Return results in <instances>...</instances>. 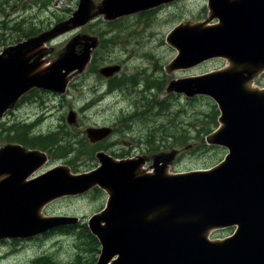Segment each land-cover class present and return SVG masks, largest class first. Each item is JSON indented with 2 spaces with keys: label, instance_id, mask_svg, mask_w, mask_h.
I'll return each mask as SVG.
<instances>
[{
  "label": "rangeland",
  "instance_id": "1",
  "mask_svg": "<svg viewBox=\"0 0 264 264\" xmlns=\"http://www.w3.org/2000/svg\"><path fill=\"white\" fill-rule=\"evenodd\" d=\"M207 1L177 0L140 14L108 19L101 12L104 0H91V19L86 25L66 31L48 43L47 34L53 26L66 21L64 30L71 28L70 18L78 0H0V41L4 51L25 38L21 31H11L21 25L33 28L35 34H46V42L42 44L49 52L45 64L68 52L71 53L66 59L76 61L79 58L73 53L79 55L83 48L90 52L92 31L99 30L106 35L105 45L99 48L97 56L88 58L82 67L74 70L76 74L64 95L41 92L35 99L31 97L37 91H31L14 115H8L11 111L4 112L0 117V150L6 146L5 132L10 137L24 134L30 138L52 129L54 140L48 145L56 149V145L61 144L65 148L58 152L61 158H51L50 164H67L79 172L97 165L98 150L117 158L139 154L146 159V164L155 158L170 164L165 169L170 174L208 167L220 161L226 148L209 145L212 132L222 126L220 110L214 100L203 95L188 99L182 93L169 90L173 83L192 76L235 67L228 58H213L195 66L174 65L180 62L174 61L178 50L168 44L170 35L183 24L215 21L206 7ZM89 24L95 30L88 27ZM73 32L77 33L76 41L66 43ZM111 64H120L121 70L103 76L99 69ZM136 71L139 72L134 76ZM147 84H154L156 89L147 90ZM263 85L264 72L256 78L251 74L246 83L249 89ZM166 93L168 95L161 99ZM69 110L76 113V125L66 121ZM163 121L166 122L159 123ZM180 121L191 122L182 124ZM26 122L31 126H25ZM10 126H14V133L7 130ZM97 126L112 127V134L102 141L89 142L84 130ZM145 168V165L139 167L138 173ZM108 193L98 188L84 195L53 201L41 214L78 215L81 222L85 216L84 224L78 223L77 227L63 224L33 241L5 239L0 242V264H36L35 258L41 254H48L51 264L75 261L95 264L100 245L90 234L86 222L105 205ZM232 230L219 229L212 235L221 237Z\"/></svg>",
  "mask_w": 264,
  "mask_h": 264
},
{
  "label": "water",
  "instance_id": "2",
  "mask_svg": "<svg viewBox=\"0 0 264 264\" xmlns=\"http://www.w3.org/2000/svg\"><path fill=\"white\" fill-rule=\"evenodd\" d=\"M88 1L81 0L75 24L85 21ZM160 1L122 0L110 16L123 12H135ZM262 1L264 2V0H244V2L243 0H210L213 3V13L223 21V24L208 30L190 29L196 37L204 40L200 43V50L226 53L231 58H235L238 63L245 64L248 73L249 69H258L259 61L252 60L246 53L243 54L233 43H245V49L249 45L254 46L261 52L264 59V3ZM82 56L76 65H80L83 61L85 55ZM14 57L11 55L9 58ZM63 66V64H57L55 70ZM115 69L117 68L103 69L102 72L110 74ZM230 74H235L240 83L244 81L242 74L237 72V68L231 69L228 74L226 72L224 75L217 74V78L236 90L246 107L251 110V115L245 133L232 126L226 129V139L233 143V148L227 161L216 171L192 174L189 177L167 178L162 175L161 169H158L155 175L136 176L139 165L142 163L141 158L114 162L111 157L102 154L99 157L101 166L90 174L79 176L80 179L73 181L46 179L41 180V185H38L40 182L24 184L20 172L11 180L9 188L7 183L1 184V189L6 192L0 196L4 199L17 198L21 202L29 203V208L24 211L27 214L32 211V206H38L56 194L81 191L93 182L108 187L112 190L113 196L109 200L111 216H108L107 224L101 226L97 221L90 222L92 232L102 242L98 264H107L115 254L119 257L113 260L112 264H151L150 259L153 256L156 264H264V91L244 92L230 83L227 79ZM31 82L39 83L36 80ZM25 84L18 92L19 94L33 85L29 80ZM51 85L58 89L62 87L60 80ZM204 91L215 93L216 89L208 87ZM18 93L13 97L18 96ZM8 102L0 105V114ZM69 120H74V114H70ZM8 153L21 155L20 152ZM6 170L7 168L0 167V172ZM187 180L194 183L196 187L200 184L209 185L208 189L183 190ZM33 189H47V193L35 197L30 194ZM190 191L193 194H189ZM5 211V207L1 205L0 217ZM171 219L175 221L173 224ZM47 221L37 230L31 229L29 235L42 232L52 224H58L60 219L54 220L55 222ZM233 223L239 226L237 232L223 242L210 243L204 239L203 233L209 227ZM177 236L181 237L177 238Z\"/></svg>",
  "mask_w": 264,
  "mask_h": 264
},
{
  "label": "trees",
  "instance_id": "3",
  "mask_svg": "<svg viewBox=\"0 0 264 264\" xmlns=\"http://www.w3.org/2000/svg\"><path fill=\"white\" fill-rule=\"evenodd\" d=\"M158 81V80H157ZM22 138H25V139H29L28 141L33 145V146H36V147H44L46 145H48L49 143L52 142V140H54V136L51 134H47V135H37V136H32L30 138H27V137H22ZM56 143V142H54ZM59 149H64L65 146L61 145V144H57ZM36 264H51V260L48 256H44V257H41L39 259L36 260ZM70 264H78L76 261L75 262H72Z\"/></svg>",
  "mask_w": 264,
  "mask_h": 264
},
{
  "label": "bare ground",
  "instance_id": "4",
  "mask_svg": "<svg viewBox=\"0 0 264 264\" xmlns=\"http://www.w3.org/2000/svg\"><path fill=\"white\" fill-rule=\"evenodd\" d=\"M6 101L8 102L9 100H6L5 98H0V103L1 104H5L6 103ZM145 173V172H144ZM147 180V179H146ZM147 182V181H146ZM154 182V181H153ZM151 183V182H150ZM147 184V183H146ZM149 185H151V184H149ZM138 189V188H137ZM141 191V190H140ZM143 192V191H142ZM145 192V191H144ZM1 205H3L4 207H5V209H6V211H8V212H12V211H15L16 210V207H15V205L14 204H12V203H10V202H8V201H6L4 198H2L1 196H0V206ZM22 220H24V219H22ZM103 222V221H102ZM128 256V255H127ZM158 261V260H157ZM150 262H151V264H156V260L154 259V257L153 258H151L150 259ZM149 262V263H150ZM131 263V262H130Z\"/></svg>",
  "mask_w": 264,
  "mask_h": 264
},
{
  "label": "flooded vegetation",
  "instance_id": "5",
  "mask_svg": "<svg viewBox=\"0 0 264 264\" xmlns=\"http://www.w3.org/2000/svg\"><path fill=\"white\" fill-rule=\"evenodd\" d=\"M2 50V49H1Z\"/></svg>",
  "mask_w": 264,
  "mask_h": 264
}]
</instances>
